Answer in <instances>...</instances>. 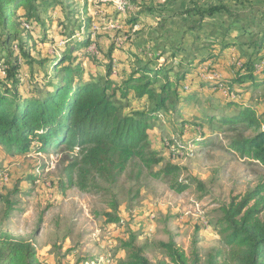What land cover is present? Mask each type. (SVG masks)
I'll list each match as a JSON object with an SVG mask.
<instances>
[{
  "label": "rangeland",
  "instance_id": "obj_1",
  "mask_svg": "<svg viewBox=\"0 0 264 264\" xmlns=\"http://www.w3.org/2000/svg\"><path fill=\"white\" fill-rule=\"evenodd\" d=\"M98 1L58 0L55 8L48 7L42 14L45 31L39 26L32 29L33 44L30 42L27 47L29 60L20 61L22 76L17 85L20 97L30 96L28 86H39L34 78L44 83L57 75L53 67L63 51L60 24L77 31L78 24L87 16L81 6L87 3L93 21L104 23L98 30L101 36L95 38L93 45L106 52L111 43L120 44V48L115 46L113 55L118 59L121 76L125 77L132 69L129 62H135L134 56L154 65L180 62L170 72L171 79L178 70L189 72L183 82L177 83L180 97L187 94H183L184 89L201 88L200 92L195 99L182 98L175 107L168 105L147 129L151 149L163 159L160 164L146 169L134 159L116 182L92 175L86 191L66 182L70 151L58 147L44 151L31 140L27 151L10 154L0 145V170L9 174L8 182L0 186V232L28 240L38 259L46 264H119L126 259L121 244L130 234L136 235V244L144 247V255L153 263L164 258L158 242L172 237L190 258L198 257L200 264H207L217 252L216 261L222 264L226 246L216 226L220 209L233 198L239 200L247 191L258 186L264 188V167L230 146L234 138L249 137L256 130L242 123L219 121L220 116L234 110L224 106L219 92L225 84L238 87L232 81L238 66L230 63V59L234 57L241 62L249 55L244 42L250 40L252 32L264 28V14L260 11L264 0H226L233 7L234 16L230 17L234 18L226 19L227 15L220 13L206 19L205 28L197 33L187 32L185 25L190 20L178 15L165 21L141 12L138 19H133H137V24L131 25L134 21L129 19L137 12L134 0H123L128 6L123 14L118 13L112 0H102V4ZM139 1L146 8L145 2L163 0ZM194 1H176L175 9L182 10ZM201 2L205 4L206 0ZM68 12L69 20L65 18ZM115 17L118 23L106 28L105 24ZM223 30L226 35L221 39L219 34ZM210 43L212 54L217 56L198 65L196 59L207 56ZM221 43L230 44L224 51L222 48V53ZM169 47L180 51L172 57ZM161 49L164 53H160ZM100 53L97 57L79 56L82 77L100 80L105 75L107 61L104 53ZM187 60L191 62L185 67L183 62ZM259 60L263 64L264 57ZM114 75L113 80L120 81ZM256 78L259 80L256 87L249 84L242 89L241 103L252 107L264 124V74L257 72ZM0 88L4 91V86ZM122 102L126 105L124 113L148 106L146 100H134L132 93ZM211 116L214 121L209 120ZM165 163L178 166L179 171L172 175L152 174ZM179 181L187 184L181 192L173 188ZM259 194L264 203V190ZM106 214L116 215L119 221H108Z\"/></svg>",
  "mask_w": 264,
  "mask_h": 264
},
{
  "label": "trees",
  "instance_id": "obj_2",
  "mask_svg": "<svg viewBox=\"0 0 264 264\" xmlns=\"http://www.w3.org/2000/svg\"><path fill=\"white\" fill-rule=\"evenodd\" d=\"M140 2H133L137 12L133 14L134 18L129 19L134 21L131 25L137 24L136 20L141 12L156 13L158 17L162 15L160 18L165 21L169 16L178 15L190 20V23L185 25L187 32L197 33L205 28L206 19L220 13L226 14V19L234 18L230 17L234 16L233 7L225 3L226 0H206L205 4L196 0L182 10H173L168 6L171 0L157 3L148 1L149 3L145 2L146 8H142L143 3ZM56 5L58 0H0V74H3L0 86H4V91L0 88V145L10 154L27 151L31 140L39 143V149L44 151L57 147L70 151L72 156L65 168L66 182L74 184L82 191L88 190L92 175L109 178L112 182L118 181L128 163L134 159L146 169L160 164L163 159L151 149L147 129L161 111L167 110L168 105L175 107L180 104L183 97L179 95L177 83L183 82L189 72L187 69L184 72L178 70L173 73L174 77L171 79L170 72L179 67L180 62L154 65L151 62H142L138 56H134L132 61L135 62H129L132 69L125 77L121 76L118 59L113 55L115 46L120 48V44L114 42V46L111 43L106 52L96 46L97 54L88 50L89 44L94 43L97 36H101L98 33L100 27H104V23H100L97 24L99 29L92 31L94 21L92 16L88 15V3L81 6L87 16L78 24L77 31L72 32L69 27L60 24L59 35L64 43L62 42L61 57L53 67L57 75L53 74L49 77L50 80L47 79L44 83L34 78L39 86H28L30 96L20 97L17 88L18 80L22 76L20 61L29 60L27 47L33 44L30 33L36 26L45 31L42 14L48 7L53 9ZM260 11L264 14V7L260 8ZM118 13L123 14L120 11ZM70 16L69 12L65 14L68 20ZM135 18L137 19L133 20ZM116 19L115 17L110 20L118 23ZM223 22L225 24L226 20ZM224 30L219 34L221 39L226 35ZM229 45L221 43L220 53L222 48L224 51ZM70 46L72 48H69ZM212 46L210 43L207 56L196 59L198 65L217 56L212 54ZM244 46L246 51L249 50V53L246 52L249 55L246 58L244 56L243 61L237 62L234 57L230 59V63L238 66L234 70L235 79H232L238 87L225 84L219 92L224 106L229 109L233 107L234 110L220 116L219 121L226 124L242 123L245 127L256 130L249 137L234 138L230 146L239 154L250 156L264 167V124L252 107L241 103L244 98L241 96L242 89L249 84L256 87L259 81L256 73L264 74V61L263 64L259 62V59L264 57V53L261 54L264 48V28L252 32L250 40L244 42ZM169 49L173 52L172 57L180 51L177 47ZM102 52L107 61L105 75L100 80L91 76L82 77V70L77 62L79 56L97 57ZM160 53H164V49H161ZM57 59L55 57L53 62L56 63ZM190 62L187 60L186 64H183L186 67ZM121 67L126 69L125 66ZM113 75L120 81L113 80ZM160 80L162 82L158 85ZM5 83H10V86L7 85L9 88ZM189 89L182 90L183 94L187 93L184 100L195 99L201 88ZM7 91L11 92L10 96ZM131 93L134 100H146L148 106L124 113L126 105L122 100ZM213 118L214 116H211L209 120ZM75 148L77 150L73 152ZM178 171V166L165 163L162 169L152 174L172 175ZM63 184L59 186L63 188ZM173 188L181 192L187 188V184L179 181ZM263 190V187L258 186L247 191L239 200L233 198L221 207V216L216 220V226L219 228L221 242L226 246L222 253V264H264V203L259 194ZM106 216L108 221H119L114 214ZM158 246L164 251V258L153 263L144 255V247L136 244V235L130 234L121 244L126 252V259L119 264H200L198 257L190 258L172 237L167 241H159ZM217 253L209 258L207 264H218ZM0 264L46 263L38 259L35 247L28 240L15 238L7 231H1Z\"/></svg>",
  "mask_w": 264,
  "mask_h": 264
},
{
  "label": "built area",
  "instance_id": "obj_3",
  "mask_svg": "<svg viewBox=\"0 0 264 264\" xmlns=\"http://www.w3.org/2000/svg\"><path fill=\"white\" fill-rule=\"evenodd\" d=\"M99 1H102V0H99ZM112 3L114 4V6L117 8V11H120V12H124L125 11V8H126V2L123 1V0H112ZM116 24V22H112L110 20V22H108L107 24H105V27L106 28H112L114 27V25ZM25 26H27V24H24ZM97 29H99V26L93 22L92 23V31H96ZM88 50L89 52L93 53V54H97L98 51L96 49V47L93 45V43L89 44L88 46ZM77 150V148H75ZM9 174L7 172H5V170H0V186L1 184H5L8 182L9 180Z\"/></svg>",
  "mask_w": 264,
  "mask_h": 264
},
{
  "label": "crops",
  "instance_id": "obj_4",
  "mask_svg": "<svg viewBox=\"0 0 264 264\" xmlns=\"http://www.w3.org/2000/svg\"><path fill=\"white\" fill-rule=\"evenodd\" d=\"M164 1V0H163ZM169 1V0H168ZM176 1L177 2H179V3H182V0H171V2L170 3H168V6H170L171 8H174L173 10H176L175 9V3H176ZM190 5V4H189ZM144 13H146V14H148V15H150V16H152L153 18H156L155 16L157 15L156 13H150V12H144ZM139 15H140V13L138 14V17H139ZM158 15H160V14H158ZM160 17H162V15H160ZM172 17H174V16H172ZM125 66H126V64H125Z\"/></svg>",
  "mask_w": 264,
  "mask_h": 264
}]
</instances>
